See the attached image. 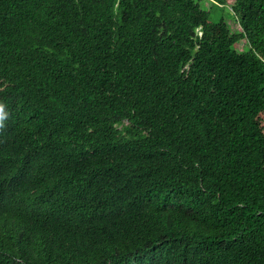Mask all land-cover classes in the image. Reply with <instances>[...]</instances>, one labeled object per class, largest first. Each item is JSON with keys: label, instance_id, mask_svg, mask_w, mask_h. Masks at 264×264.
<instances>
[{"label": "trees", "instance_id": "trees-1", "mask_svg": "<svg viewBox=\"0 0 264 264\" xmlns=\"http://www.w3.org/2000/svg\"><path fill=\"white\" fill-rule=\"evenodd\" d=\"M202 1L0 0V264H264V0Z\"/></svg>", "mask_w": 264, "mask_h": 264}, {"label": "rangeland", "instance_id": "rangeland-1", "mask_svg": "<svg viewBox=\"0 0 264 264\" xmlns=\"http://www.w3.org/2000/svg\"><path fill=\"white\" fill-rule=\"evenodd\" d=\"M232 4L233 3L231 2L228 9L230 8V6H232ZM201 5H202L203 9H206V10H210L212 8V3L210 0L202 1ZM225 17H226V20L228 21V24H229L232 32L238 33L241 31L242 27L239 24L237 19L231 18L227 15ZM237 49L241 52L247 50L248 47H247L246 42L244 40L240 41V43L237 44Z\"/></svg>", "mask_w": 264, "mask_h": 264}, {"label": "built area", "instance_id": "built-area-1", "mask_svg": "<svg viewBox=\"0 0 264 264\" xmlns=\"http://www.w3.org/2000/svg\"><path fill=\"white\" fill-rule=\"evenodd\" d=\"M201 35V33H199Z\"/></svg>", "mask_w": 264, "mask_h": 264}, {"label": "clouds", "instance_id": "clouds-1", "mask_svg": "<svg viewBox=\"0 0 264 264\" xmlns=\"http://www.w3.org/2000/svg\"><path fill=\"white\" fill-rule=\"evenodd\" d=\"M200 33V32H199ZM202 34V33H201Z\"/></svg>", "mask_w": 264, "mask_h": 264}]
</instances>
